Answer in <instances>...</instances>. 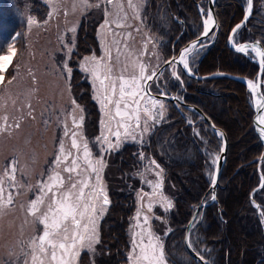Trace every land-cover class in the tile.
<instances>
[{
	"label": "trees",
	"instance_id": "1",
	"mask_svg": "<svg viewBox=\"0 0 264 264\" xmlns=\"http://www.w3.org/2000/svg\"><path fill=\"white\" fill-rule=\"evenodd\" d=\"M198 2L204 8L207 7L206 0L147 1L144 11L146 24L151 33L167 39L161 44L164 46L162 54L165 58L171 56L173 50L177 51L180 46L195 39L196 34L202 31ZM245 3L246 0L216 2L219 34L213 44L199 53L200 57L194 64L197 74L225 72L254 79L257 62L233 51L227 42L231 27L244 14ZM15 5L13 0H0V29H3L0 41H7L16 30L23 27V19L18 16ZM253 9L249 22L238 31L235 41L258 39L264 44V0H255ZM174 16L183 19L185 24L175 20ZM97 24L92 21L88 26H80V39L88 48L98 49L95 36ZM182 76L185 78L181 90L184 101L203 109L214 124L226 132L228 138L226 161L216 191L217 200L209 201L199 211L195 232L197 239L193 247L205 257L207 264H264V229L259 225L255 208L250 202L251 192H254V200L264 207V189L257 188L260 182L258 156L264 148L252 125L254 110L247 84L227 75L197 79L182 72ZM78 77L75 75L74 79ZM210 86L217 89L218 93L208 92ZM166 101L170 114L154 127L149 144L145 147L162 165L165 190L174 200V209L167 214L171 231L163 237L164 251L169 263L173 262L170 264H203L191 256L184 236L186 224L195 207L203 198L210 196L207 176L209 161L203 150L202 139H207L214 149L218 148L215 145H218L219 139L206 122L198 118L195 110L181 106L182 112L172 101ZM91 105L94 107L93 103ZM190 119L196 120V125L188 123ZM196 127L202 138L200 134L197 135ZM138 151L136 144H125L115 152L113 162L119 160L120 171L125 173L129 167L136 165ZM260 168L264 174V159ZM105 176L109 182L114 179L109 174ZM118 181L115 178L114 185L109 187L110 204L100 226L99 247L102 252L96 258L97 264L128 262V225L135 203L132 189L124 192L119 188ZM190 235L193 242L191 232ZM84 260L90 263L86 252L80 254L79 263L85 264Z\"/></svg>",
	"mask_w": 264,
	"mask_h": 264
},
{
	"label": "rangeland",
	"instance_id": "2",
	"mask_svg": "<svg viewBox=\"0 0 264 264\" xmlns=\"http://www.w3.org/2000/svg\"><path fill=\"white\" fill-rule=\"evenodd\" d=\"M147 1L133 0V3L137 5V9L134 11L128 7V0H113L112 4H108L107 0H87V4L93 5L92 7H85L81 0H13L16 4L14 9H18V16L23 19V27L12 34L14 36L20 33L15 41L11 39L12 36L7 40L9 44L14 43L19 52V56L15 61L19 64V73L16 74L10 70L12 74L17 75L16 80L10 85L0 87V117L7 115V124L11 125L6 130L0 131V174L3 173L9 161H18L16 164V181L21 186L13 190L14 204L0 209V264H23L22 246L26 244L31 235L40 231V228L32 223V218L26 213L27 204L35 195V189L29 190L28 186L35 185L38 180L42 179V173L47 174L60 140L63 139L65 141L66 147L70 144L69 139L63 135L65 123H67L69 128H72V118L69 113H73L77 120H79L80 116H83L82 128L77 131L82 132L83 136L88 140L94 158H99L101 155L99 146L95 143V137L100 134V122L103 113L99 100L94 99V96L102 93H98L96 90L99 87L98 82L96 88H94L91 75L81 70L80 64L83 58L92 55L101 57L104 55L105 47L111 48L113 57H115L116 47L112 44L114 38L112 33L115 32L118 33L115 39L121 40L122 63L130 62L125 59L129 52L132 60L139 57L150 68H159V65L164 62L165 56L162 54L164 46L161 44L165 43L167 39H162L159 35H155L148 30L144 14ZM33 3H36V5ZM97 4L100 6L95 7L94 5ZM121 7L123 11H120ZM105 9L110 14L107 17L109 21L116 20L122 23L124 27L117 28L115 24L110 23L109 28L111 31H109V28L102 29L101 26L106 19ZM204 11L205 13L207 12L206 9ZM50 12H52L51 17H49ZM117 12H119V16L116 15ZM125 13H127V19H124ZM163 16L164 13L162 18ZM28 17L37 20L39 26L29 28L27 25ZM180 20L183 19H178V21ZM45 21L47 22L45 23ZM92 21L98 23L96 32L98 49H94L91 46L88 48L87 44L83 45V40L80 39L79 35L80 26H88ZM73 27H75L74 32L70 31ZM2 30L1 28L0 34ZM128 33H131V37L127 39L128 48L125 49L124 38L127 37ZM209 39L212 41L211 36ZM146 40L151 42L145 48ZM206 42L207 46H209L210 41ZM70 48L72 51L69 53ZM81 48H83L82 53ZM204 48L199 53L203 52ZM85 49L88 51L85 52ZM4 50H7L6 47ZM142 51L145 52L143 56L140 55ZM199 57L200 54L194 60L190 59V67H192V71L195 74L196 66L194 64ZM65 63L72 70L70 78L64 68ZM172 70L168 66V68L161 71L163 75L158 74V80L149 82L152 85L151 91L153 93L163 92L169 94L171 92V94H176L177 92L181 98L183 94L181 90L184 86L185 78L182 76L180 66H176V70L180 73V81L171 75ZM75 75H79V79H74ZM33 76L35 80H33ZM157 99L163 101V119H165L170 114L169 104L163 98L158 97ZM73 100L75 101L74 105L72 104ZM91 103L94 104V107ZM29 104L31 108L28 107ZM29 112H31V116L28 115ZM16 121L20 122V128L18 129L15 128ZM0 124H3L2 120H0ZM149 124L150 130L143 135L142 141L139 138V134H137L138 139L136 141L131 139L122 141L118 149L104 155L106 166L101 173L102 183L106 188L107 195L109 194V187L114 183L115 178L119 179V188L123 189L124 192L132 189L135 209L129 223L127 256L131 250L133 234L139 231L135 227L137 222L134 219L137 210L141 207V201L137 194L141 190L147 193L152 192V188L144 182L145 178L153 182L158 179L153 171H145L146 165L150 160L154 159L159 164L160 169L163 170L162 165L151 153L145 150V147L149 144L148 140L153 132L152 130L158 123L152 124L149 121ZM200 137L202 138L201 134ZM217 138L219 141L218 145L215 146H218V148L215 149L213 145L208 143L207 139H202L204 140L203 150L207 154L209 161L208 174L214 173L215 165L211 164V160L219 155L220 148L223 145L222 137L219 136ZM128 143L136 144L139 149L138 153L142 152L144 159L141 160L138 154L136 165L129 167L127 172L122 173V170L120 171L121 165L117 163L119 160L113 162L114 159L112 157H114L115 152ZM112 163L117 166H113ZM152 167L154 168V166ZM108 174L114 178L110 182L107 181L105 176ZM164 179L165 173L163 170L161 191L172 202L173 206L171 209L165 210L166 205L154 203L151 212H148L145 207L142 213L148 214L150 217H156L151 219L150 223L152 231L161 237L162 242H164V233L171 229L167 214L174 209L173 196L165 190ZM108 198L110 200V197ZM154 200H159V196L154 197ZM148 202L149 200L146 197L143 203L147 205ZM107 211L108 206L104 215ZM262 212H264L263 208ZM104 215L98 218L99 243L100 226ZM198 222L199 219H196L194 227L191 229L193 244L196 242L195 239H197L195 232ZM189 236L191 239V235ZM99 243L94 245V251H81V253L86 252L89 255V264H97L96 258L102 252ZM79 259L80 255L76 264H80ZM180 259L183 260L181 255ZM127 261L126 264H129V260ZM166 261L167 264L173 263H169L167 257ZM84 262L87 264L85 260Z\"/></svg>",
	"mask_w": 264,
	"mask_h": 264
},
{
	"label": "snow or ice",
	"instance_id": "3",
	"mask_svg": "<svg viewBox=\"0 0 264 264\" xmlns=\"http://www.w3.org/2000/svg\"><path fill=\"white\" fill-rule=\"evenodd\" d=\"M81 2L84 3L85 7L93 6L87 4V0H81ZM107 3L112 4L113 0H107ZM246 4L244 19L231 29L228 43L233 46L237 53L250 55L253 59L258 58L260 75H264V47L261 46V41L241 43L235 41L238 31L245 26L251 15L253 0H246ZM94 6L99 7L100 5ZM128 7L134 11L137 9L133 0H128ZM120 11H123L122 7ZM200 13L204 17L202 20L203 30L196 34V39L180 51L178 57H172L165 61L173 69L171 75L178 81L181 77L176 66L179 65L184 72L192 75L190 59L194 60L199 52L207 46L206 41L210 36L215 37L214 29L218 25L212 10L209 9L205 13L204 9L201 8ZM109 15L108 10L105 9L106 19L101 26L102 29L109 28L110 23L115 24L117 28L124 27L122 23L116 20L109 21L107 19ZM116 15L119 16V12ZM51 16L52 12L49 13V17ZM124 19H127V13H125ZM27 25L31 28L32 26H39V22L28 17ZM70 31L74 32L75 27ZM109 31H111L110 28ZM19 35L20 33H17L11 39L15 41ZM112 35L114 37L112 44L116 47L115 57H113L111 48L105 47L104 55L101 57L95 55L84 57L80 64L81 70L91 75L94 88L98 82L99 87L96 90L98 93H102L94 96V99L99 100L103 113L100 122L101 131L95 137V143L99 146L101 155L99 158H94L88 140L82 132L77 131L82 128L83 116L77 120L73 113H69L72 118V128H69L65 123L63 135L69 139L70 144L66 147L65 141L61 139L47 174L42 173V179L38 180L35 185L28 186L29 190L35 189V195L28 202L26 213L32 218V223L40 228V231L31 235L26 244L22 246L23 264H76L81 251H94V245L99 243L98 218L104 215L107 206L110 204L101 175L106 166L104 155L118 149L122 141L129 139L136 141L138 139L137 134L142 141L143 135L150 130L149 121L152 124H157L163 119V101L152 95V85L149 83L158 80V67L150 68L139 57L132 60L130 52L125 57L130 62L122 63L121 40L115 39L118 33L113 32ZM129 37H131V33H128L127 37L124 38L125 49L128 48L127 39ZM150 42V40L145 41V48ZM5 47L6 51L4 50ZM71 51L70 48L69 53ZM144 54L145 52L142 51L140 55L143 56ZM18 56L19 52L14 43L9 44L6 40L0 41V87L10 85L16 80L17 75L12 74L10 70L16 74L19 73V64L15 62ZM64 68L70 78L71 68L68 67L67 63L64 64ZM217 74L219 75V73ZM159 75H163V73L159 72ZM9 76L10 78H8ZM32 78L35 80L34 76ZM246 84L251 97L259 96L253 104L257 112L254 127L258 135L264 139V94L259 92L261 88L259 77L257 82L247 80ZM160 95H166V93L161 92ZM177 99L179 98L177 97ZM72 104H75L74 100ZM28 107L31 108V105L29 104ZM28 115L31 116V112ZM0 120L3 121V124H0V131L11 127L7 124V115L0 117ZM15 128H20L19 121H16ZM197 135H199L198 132ZM217 135L223 137L222 132L217 131ZM139 155L143 160L144 154L141 152ZM218 160L219 156H216L211 160V164L217 165ZM17 163L18 161L15 160L9 161L3 173L0 174V209L14 204L13 190L21 186L16 181ZM145 171H153L158 179L153 182L145 178L144 182L152 188V192L147 193L141 190L137 194L141 201V207L137 210L134 219L137 222L135 227L139 231L133 234L134 238L128 253V260L129 264H167L161 237L152 231L150 223V220L156 217L142 213L145 207L148 212H151L154 203L166 205L165 210L171 209L173 205L161 191L163 170L160 169L159 164L154 159L150 160ZM209 175L210 186L214 189L217 184L216 174L210 173ZM259 187L264 189V176L261 177ZM156 196H159V200H154ZM146 197L149 200L147 205L143 203ZM211 199H216L214 193L211 195ZM253 206L259 207L255 205L254 201ZM203 207L204 204L197 206V208ZM198 215L199 213L193 217L189 232L194 227ZM258 215L261 216L262 223H264V212H259ZM170 231L171 229L166 231L164 235H168ZM185 243L200 261L207 264L205 257L193 247L190 238H186Z\"/></svg>",
	"mask_w": 264,
	"mask_h": 264
},
{
	"label": "water",
	"instance_id": "4",
	"mask_svg": "<svg viewBox=\"0 0 264 264\" xmlns=\"http://www.w3.org/2000/svg\"><path fill=\"white\" fill-rule=\"evenodd\" d=\"M208 2H209V9H211L212 10V13H213V16H214V19H215V21H216V23H217V25H218V27L216 28V29H214L215 30V32L216 33H218V31H219V27H220V24H219V21H217V14H216V11H215V2H216V0H208ZM253 4H254V0H253ZM246 8H247V5H246ZM245 8V9H246ZM252 12H253V8H252ZM252 12H251V14H252ZM245 14V13H244ZM251 17V15L249 16V18ZM244 19V15L242 16V18L240 19V21L238 22V23H236L235 25H237V24H239V23H241V21ZM182 23H183V20H180ZM249 21V20H248ZM247 21V22H248ZM235 25L233 26V27H235ZM232 27V28H233ZM231 28V29H232ZM231 29H230V33H231ZM229 37V36H228ZM196 39V38H195ZM194 39H192V40H189L187 43H185V45H183L180 49H179V51H178V54H172V56L169 58V59H171L172 57H178L179 56V53H180V51L184 48V47H186V46H188L190 43H191V41H193ZM255 41H259L258 39H252V40H248V39H245V40H243V41H241V42H255ZM227 42H228V40H227ZM240 42V43H241ZM228 45H229V47L230 48H232L233 50H234V48H233V46L232 45H230L229 43H228ZM261 46L262 47H264V45L262 44V42H261ZM235 51V50H234ZM241 54V53H240ZM169 59H167V60H169ZM258 59V58H257ZM257 59H254L256 62H257ZM258 63V62H257ZM166 63H163L162 65H161V67H159L158 69H159V72H161L165 67H166ZM159 72H158V74H159ZM257 75H256V77L254 78V80H252V79H249L248 77H246V76H243V77H240V76H237V75H233L232 74V76L231 77H235V78H237V79H239V80H241L242 82H244L245 84H246V81L247 80H252V81H254V82H257V80H258V77H259V82H260V84H261V88L259 89V92L261 93V94H264V75H260V69H259V65H258V69H257ZM187 74V73H186ZM187 75H189V74H187ZM192 76H196V75H194V74H192ZM211 76H218V74H217V72H214V73H211V75L209 76V77H211ZM197 78H200V77H207V76H196ZM151 93H152V95L153 96H155V97H159V98H163V99H165V100H170V101H172L173 103H175V104H178V105H183V106H185V107H188V108H192V109H194L201 117H203L206 121H207V123H208V125H209V127H210V129H212L214 132H215V134L217 135V131H219V132H222L223 133V137H222V139H223V145H222V147H221V149H223L220 153H219V160H218V163H217V165H215V174H216V178H217V184H216V186H215V188L213 189V188H211V186H210V189H211V193L213 194H215V196H216V198H217V192H216V189H217V187H218V185H219V177H220V174H221V170H222V168H223V166H224V164H225V159H226V155H227V146H228V138H227V134H226V132L225 131H223L221 128H218L215 124H214V122L212 121V119L211 118H209V116L203 111V109H201V108H199L198 106H196V105H193V104H191V105H189V104H187L185 101H184V99H182V98H179V99H177V96L176 95H174V94H166V95H160V93H158V94H155V93H153L152 91H151ZM259 98V96H256V97H252V100H253V103H252V105L254 104V102H255V100L256 99H258ZM253 110H254V114H253V121H252V125H253V127H254V119H255V116H256V114H257V112H256V110H255V108L253 107ZM215 126L214 128L212 127V126ZM254 130H255V132L257 133V135H258V132L256 131V129H255V127H254ZM258 137H260L259 135H258ZM260 139H261V142H262V145H263V148H264V139H262L261 137H260ZM263 155H264V149H263V151H262V153H261V155H260V159H263L262 157H263ZM216 200V199H215ZM199 209L200 208H198L197 210H195V212L192 214V217L190 218V220H189V222L187 223V228H186V235H185V237L186 238H188L189 236H188V233H189V227H190V225L192 224V222H193V217L194 216H197V213H198V211H199ZM186 238H185V240H186ZM191 250V249H190ZM191 254L193 255V256H195L196 257V255H195V253L191 250ZM197 258V257H196Z\"/></svg>",
	"mask_w": 264,
	"mask_h": 264
},
{
	"label": "bare ground",
	"instance_id": "5",
	"mask_svg": "<svg viewBox=\"0 0 264 264\" xmlns=\"http://www.w3.org/2000/svg\"><path fill=\"white\" fill-rule=\"evenodd\" d=\"M217 1H218V0H216V2H217ZM216 2H215V6H216ZM206 3H207V7L204 8V7L202 6V4H201L200 2H198V3H197V4H198V10L200 11V7H202L203 9H206V11H208V10H209V2H208V0H206ZM254 4H255V0H254ZM254 4H253V8H254ZM246 5H247V4L245 3L244 9L246 8ZM215 11H216V10H215ZM253 11H254V9H253ZM244 13H245V10H244ZM216 14H217V11H216ZM252 14H253V12H252ZM252 14H251V16H252ZM243 15H244V14H243ZM243 15H242V16H243ZM174 18L178 20L177 16H174ZM241 18H242V17H241ZM241 18H240V19H241ZM250 18H251V17H250ZM250 18H249V19H250ZM249 19H248V20H249ZM238 22H239V21H238ZM238 22H236V23H238ZM248 22H249V21H248ZM248 22H247V23H248ZM236 23H235V24H236ZM247 23H246V24H247ZM184 24H185V23H184ZM235 24H234V25H235ZM246 24H245V25H246ZM234 25H233V26H234ZM147 28H148V24H147ZM97 29H98V28H96V30H95V36H96ZM245 39H246V38H245ZM245 39H243V40H245ZM176 40H177V39H176ZM176 40H175V41H176ZM208 40L210 41V44H213V43H212V42H214V41H213V38H212V41H211L210 39H208ZM243 40H241V41H243ZM248 40H249V39H248ZM236 42H237V41H236ZM186 43H187V42H186ZM206 43H207V42H206ZM237 43H240V42H237ZM184 45H185V44H184ZM182 46H183V45H182ZM182 46H181V47H182ZM228 46H229V45H228ZM181 47H180V48H181ZM180 48H179V49H180ZM229 48H230V47H229ZM179 49H178V51H179ZM230 49H232V48H230ZM232 50H233V49H232ZM178 51L173 50L172 54L174 53V54L176 55V54H178ZM233 51H234V50H233ZM235 52H236V51H235ZM172 54H171V56H172ZM171 56H169V57H167V58H164V62H163V63H165V61H167V59H169ZM248 57H250V59H251L252 61L254 60V59L252 58V56L249 55ZM254 61H255V60H254ZM255 62H256V61H255ZM163 63H162V64H163ZM162 64H160L159 67H161ZM257 64H258V63H257ZM168 66H169V65L167 64L166 67H165L164 69L168 68ZM178 66H179V65H178ZM169 67H170V66H169ZM164 69H163V70H164ZM180 69H181V72H183L186 76H192V75H187L186 72H184V71L182 70L181 67H180ZM257 69H258V68H257ZM192 70H193V69H192ZM192 72H193V71H192ZM256 72H257V71H256ZM211 73H214V72H211ZM217 73H219L218 76H221V75H227V76H229V77H231L232 74H233V73H232V74H229V73H225V72H217ZM193 74L196 75V76H207V77H200V78H211V77H213V76L209 77L211 74H206V75H204V74H200V75H199V74H197V73L195 74L194 72H193ZM233 75H236V74H233ZM256 75H257V74H256ZM196 76H193V77L197 78ZM237 76H239V75H237ZM240 77H241V76H240ZM255 77H256V76H255ZM255 77H254V78H255ZM8 78H9V77H8ZM200 78H197V79H200ZM231 78H232V77H231ZM233 78H235V77H233ZM235 79H237V78H235ZM251 79H253V78H251ZM238 80H239V79H238ZM253 80H254V79H253ZM240 81H241V80H240ZM150 82H151V81H150ZM209 88H210V89H209L208 92H210L211 94H212V93H218V90L215 89L214 87L210 86ZM177 90H179V89H177ZM169 94H171V92H170ZM174 95H176L178 98H180V96L178 95L177 92H176V94H174ZM181 98L184 99V98H183V94L181 95ZM172 103H173V102H172ZM250 103H251V105H252V103H253L252 98H251V100H250ZM173 104H175V103H173ZM175 105L178 107V109H180V110L183 112V109L181 108V106H183V105H181V104H180V105L175 104ZM184 107H185V106H184ZM186 108H188V107H186ZM189 109H190V108H189ZM191 109H192V108H191ZM193 110H194V109H193ZM203 111H204V110H203ZM198 118L201 119V120L203 119V120L206 122L207 126L209 127L207 121H206L203 117H201L199 114H198ZM209 118H210V117H209ZM163 120H164V119H162L161 121H163ZM161 121H160V122H161ZM252 121H253V119H252ZM160 122H159V123H160ZM187 122L190 123V124H194V125H196V120L190 119V120L187 121ZM159 123H158V124H159ZM209 128H210V127H209ZM218 128H219V127H218ZM195 129H196V133L198 132V133L200 134V131L197 129V127H196ZM211 130H212V129H211ZM212 131H213V130H212ZM213 133L215 134L214 131H213ZM255 133H256V132H255ZM215 135H216V134H215ZM216 136L219 137L218 135H216ZM148 141H149V140H148ZM220 149H221V148H220ZM227 151H228V150H227ZM220 152H221V151H220ZM263 156H264V155H263ZM259 157H260V155L258 156V160H259V161H258V163H259L258 169H259V173H260V175H259V177H260V179H259L260 182H259V185H258L257 188H259V186H260V184H261V177L264 176L263 171H262V169L260 168V167H261V163H262V161H263L264 158L262 157L263 159H260ZM214 170H215V167H214ZM214 174H215V171H214ZM207 176H208L209 181H210V176H209V174H207ZM220 176H221V174H220ZM220 183H221V182H220V177H219V185H220ZM219 185H218V186H219ZM217 188H218V187H217ZM216 191H217V189H216ZM209 193H210V196H209L208 198H207V197L203 198V199L200 201L199 205L204 204V207H205L209 201H216V200H217V198H216V200H212V199H211V195H212V193H211L210 186H209ZM253 194H254V192H251V196H252V197L250 198V202H252V205H253V201H254V202H255V205L259 206V207H254V206H253V207L255 208V212H256V214H257V216H258V223H259V225L261 226V228L264 229V223H262V218H261L260 215H258L259 212H262V208L264 209V207H262L257 201L254 200V198H253ZM197 206H198V205H197ZM197 206L195 207V210L198 209ZM204 207H203V208H204ZM203 208H200L199 211H200L201 209H203ZM195 210H194V212H195ZM199 211H198V213H199ZM194 212H193V213H194ZM193 213H192V214H193ZM192 214H191V215H192ZM191 217H192V216H191ZM198 218H199V215H198L197 219H198ZM189 220H190V219H189ZM130 221H131V220H130ZM188 222H189V221H188ZM188 222H187V223H188ZM186 225H187V224H186ZM186 228H187V226H186ZM191 229H192V228H191ZM128 232H129V225H128ZM185 235H186V230H185ZM189 235H190V232L188 233V236H189ZM184 237H185V236H184ZM189 237H190V236H189ZM189 237H188V238H189ZM185 238H186V237H185ZM185 245H186V243H185ZM186 247H187V246H186ZM188 249H189V248H188ZM189 252H190V254H191V250H190V249H189ZM191 256H192L193 258H195L197 261L199 260L198 258H196L195 256H193L192 254H191ZM199 261H200V260H199ZM201 262H202V261H201ZM202 263L204 264V262H202Z\"/></svg>",
	"mask_w": 264,
	"mask_h": 264
},
{
	"label": "flooded vegetation",
	"instance_id": "6",
	"mask_svg": "<svg viewBox=\"0 0 264 264\" xmlns=\"http://www.w3.org/2000/svg\"><path fill=\"white\" fill-rule=\"evenodd\" d=\"M219 24H220V23H219ZM232 27H233V26H232ZM232 27H231V28H232ZM219 28H220V27H219ZM214 31H215V30H214ZM218 34H219V31H218V33L215 32V37L213 38V41L217 38ZM229 34H230V33H229ZM228 36H229V35H228ZM246 39H247V38H246ZM227 40H228V38H227ZM259 41H260V40H259ZM261 42H262V41H261ZM262 44H263V43H262ZM263 45H264V44H263Z\"/></svg>",
	"mask_w": 264,
	"mask_h": 264
}]
</instances>
